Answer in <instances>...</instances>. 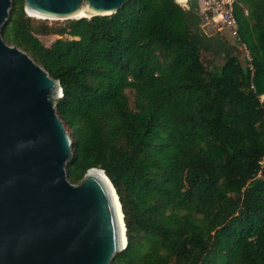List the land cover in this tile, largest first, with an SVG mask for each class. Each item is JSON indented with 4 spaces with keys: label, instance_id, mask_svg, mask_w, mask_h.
<instances>
[{
    "label": "trees",
    "instance_id": "1",
    "mask_svg": "<svg viewBox=\"0 0 264 264\" xmlns=\"http://www.w3.org/2000/svg\"><path fill=\"white\" fill-rule=\"evenodd\" d=\"M10 2L1 38L61 89L67 180L98 169L117 196L126 245L110 264H264V0L233 5L252 71L201 30L195 0H130L59 28Z\"/></svg>",
    "mask_w": 264,
    "mask_h": 264
},
{
    "label": "water",
    "instance_id": "2",
    "mask_svg": "<svg viewBox=\"0 0 264 264\" xmlns=\"http://www.w3.org/2000/svg\"><path fill=\"white\" fill-rule=\"evenodd\" d=\"M128 1L23 0V11L41 20L89 19L113 15ZM10 6L0 0V30ZM200 28L208 30L201 20ZM60 97L58 81L0 35V264H110L125 248L114 197L120 205L103 172L67 180L71 141L55 112Z\"/></svg>",
    "mask_w": 264,
    "mask_h": 264
},
{
    "label": "built area",
    "instance_id": "3",
    "mask_svg": "<svg viewBox=\"0 0 264 264\" xmlns=\"http://www.w3.org/2000/svg\"><path fill=\"white\" fill-rule=\"evenodd\" d=\"M195 1L196 12L200 17L201 26H205L209 30H213L215 33H219L230 40V44L235 46L240 52L242 62L245 63L249 71H252L249 54L245 46L241 43L238 35V26L233 13L234 0ZM174 3L181 10H187L186 0H175ZM259 164L261 165V163Z\"/></svg>",
    "mask_w": 264,
    "mask_h": 264
},
{
    "label": "rangeland",
    "instance_id": "4",
    "mask_svg": "<svg viewBox=\"0 0 264 264\" xmlns=\"http://www.w3.org/2000/svg\"><path fill=\"white\" fill-rule=\"evenodd\" d=\"M24 12V11H23ZM24 15L26 17H28L31 21V26L32 27H37L41 24H46L48 25L49 27H52V28H59V27H62L66 21H53V20H41V19H35V18H32V17H29L27 16L25 13ZM205 33V32H204ZM215 32L212 30H206V35H212L214 34ZM33 36L44 46V47H49L55 40L57 39H66L67 37L65 36H57V35H37V34H33ZM228 40V39H227ZM228 42L230 43L231 41L228 40ZM217 63H220V61H217ZM259 100L263 101L264 100V95L259 97ZM67 132V131H66Z\"/></svg>",
    "mask_w": 264,
    "mask_h": 264
},
{
    "label": "bare ground",
    "instance_id": "5",
    "mask_svg": "<svg viewBox=\"0 0 264 264\" xmlns=\"http://www.w3.org/2000/svg\"><path fill=\"white\" fill-rule=\"evenodd\" d=\"M29 17H32V18H37V19H42L41 17L39 16H36L34 14H31V13H28ZM83 14H79L78 16H74L73 18L71 19H79L80 17H82ZM98 179H100L101 181H103L106 185V181L105 179L101 176V175H97L96 176ZM109 187V186H108ZM114 205H115V210H116V217H117V226H118V232H119V237H120V242H121V246H123V235H124V226H123V221H122V216L120 214V209L118 207V204L117 202L115 201V197H114Z\"/></svg>",
    "mask_w": 264,
    "mask_h": 264
}]
</instances>
